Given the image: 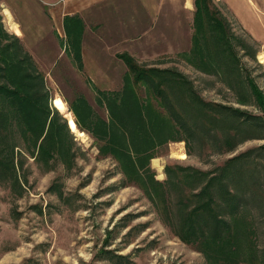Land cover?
Masks as SVG:
<instances>
[{
	"label": "rangeland",
	"instance_id": "rangeland-1",
	"mask_svg": "<svg viewBox=\"0 0 264 264\" xmlns=\"http://www.w3.org/2000/svg\"><path fill=\"white\" fill-rule=\"evenodd\" d=\"M212 1L233 37L229 39L238 58L236 71L229 69V62L209 70L196 68L187 58L193 45V0L188 9V0H120L113 8L101 10V43L83 42L85 22L80 17L84 28L80 48L75 50L68 49L62 10L43 6L40 11L44 0H0V24L8 36L1 43H13L19 46L21 56H31L30 69L43 75L49 120L56 117L54 126L71 143L66 159L54 154L46 163L39 155L32 158L18 140L14 173H0V264H115L110 260L113 254L125 256L126 264H206L202 253L181 241L164 222L156 205L136 180L124 174L109 150H101L105 143L101 139L111 124L104 96L108 99L124 84L127 69L116 57L122 52L143 67L178 72L205 101L264 116L246 83L252 81L264 94V65L259 58L264 52V0ZM234 5L238 10H233ZM240 13L247 20L239 17ZM124 23L137 24L140 30L129 32L131 41L120 44ZM139 95L146 94L141 90ZM240 95L247 96L245 103L238 100ZM78 98L90 109V119L83 126L71 107ZM69 118L75 123L71 128ZM222 130H228L226 123ZM216 132L218 129L200 133L188 145L175 141L158 146L154 157L142 160V168H137L144 179L153 174L156 181L165 182L167 164L214 170L228 158L248 153L242 162L256 166L258 172L245 181L259 183L262 196L249 193V208L243 212L253 214L261 248L264 148L259 146L264 137L240 139L233 150L226 151L214 139ZM155 159L161 168L154 166ZM170 189L177 191L170 187L167 191ZM172 195L175 201L174 192ZM99 250L108 259L96 257Z\"/></svg>",
	"mask_w": 264,
	"mask_h": 264
},
{
	"label": "trees",
	"instance_id": "trees-1",
	"mask_svg": "<svg viewBox=\"0 0 264 264\" xmlns=\"http://www.w3.org/2000/svg\"><path fill=\"white\" fill-rule=\"evenodd\" d=\"M192 3L193 45L187 53L191 64L209 70L229 62L230 70H238L237 54L230 41L233 37L229 36L225 20L217 15L214 2L193 0ZM83 25L78 15L64 17L68 49L80 48ZM7 38L0 24V173L13 174L19 139L32 158L39 155L46 163L54 154L66 159L71 143L62 130L54 126L56 117L49 120L43 75L30 69L31 56L28 53L21 56L19 46L1 43V39ZM116 57L127 70L122 89L109 94L108 99L104 96L111 124L109 133L104 131L101 140L105 143L101 150H109L124 174L136 180L138 187L156 205L160 216L167 220L164 222L181 241L201 252L206 264H264V246L260 248L257 243L254 216L243 212L249 208L248 195L262 194L259 183L245 181L258 172L256 166L242 162L248 153L232 156L214 170L167 164L165 182L156 181L153 174L144 179L137 168H142V160L154 157L158 146L175 141L188 145V141L200 133L210 134L216 129L214 139L226 151L233 150L240 139L263 138L264 116L203 100L189 81L171 69L143 67L123 52ZM246 83L253 102L264 112V94L252 81ZM141 90L145 96L139 95ZM238 100L245 103L247 96L240 95ZM80 106H84L85 111ZM71 107L79 125L88 122L90 109L84 100L78 98ZM224 123L227 131L222 130ZM72 125L75 123L69 118L70 128ZM197 141L202 140L197 138ZM259 147L264 148V144ZM168 187L177 191L168 192ZM172 192L175 201L171 199ZM100 255L101 250L96 252V257ZM101 258L108 259L103 255ZM110 260L115 264L127 263V258L118 254H113Z\"/></svg>",
	"mask_w": 264,
	"mask_h": 264
},
{
	"label": "crops",
	"instance_id": "crops-1",
	"mask_svg": "<svg viewBox=\"0 0 264 264\" xmlns=\"http://www.w3.org/2000/svg\"><path fill=\"white\" fill-rule=\"evenodd\" d=\"M119 1L120 0H44V4H41L42 7L40 8V11L42 8L45 9V7H43V6H52L54 9L51 8L52 10H50V11H54V10L56 11L57 9L62 10L63 11V13L61 15L62 16L61 17L62 28H63V19L65 16H73V15L77 14L85 22L84 35H83L84 41L83 42H86V40L90 39V42L101 43V10L105 11V8H107V9L113 8L115 6V4ZM186 3H185V8L188 7V5H186ZM105 4H106V7H105ZM262 4L264 5V2ZM107 6H110V7H107ZM232 8L235 11H236V9L238 10L237 5L232 6ZM40 11H39V15H40ZM239 17H241L244 20H247V17H244L241 13H240ZM91 19H92V21H88ZM130 23H127L128 26H126V24L124 23L120 29L121 31L124 30L123 34H122L123 38L120 39V44L128 43V41H131V36H128L129 32L140 30V28L137 24H135L137 26L136 27L134 24H130ZM243 24H245L246 26H249L246 23H243ZM259 26H261V25H259ZM138 35H139V32L136 33V36H138ZM96 38H99V39H96ZM132 42L138 43L139 39L133 40ZM100 52H101V50H100Z\"/></svg>",
	"mask_w": 264,
	"mask_h": 264
},
{
	"label": "bare ground",
	"instance_id": "bare-ground-1",
	"mask_svg": "<svg viewBox=\"0 0 264 264\" xmlns=\"http://www.w3.org/2000/svg\"><path fill=\"white\" fill-rule=\"evenodd\" d=\"M187 5H188V7L189 8H191V2H190V0H188V2H187ZM7 11V10H6ZM8 12V11H7ZM7 12H5L6 13V15H8V16H10L9 15V13H7ZM259 58H260V62L264 65V52H262L260 55H259ZM80 136V135H79ZM154 161V166H158V162H157V159H155V160H153ZM159 168H161L160 166H158ZM163 167V166H162ZM158 171V170H157ZM159 172H161V170L159 171Z\"/></svg>",
	"mask_w": 264,
	"mask_h": 264
}]
</instances>
